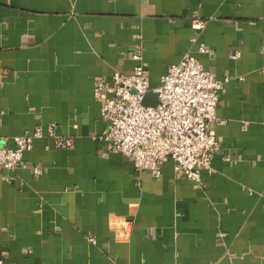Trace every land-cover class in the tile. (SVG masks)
<instances>
[{"label":"crops","instance_id":"obj_1","mask_svg":"<svg viewBox=\"0 0 264 264\" xmlns=\"http://www.w3.org/2000/svg\"><path fill=\"white\" fill-rule=\"evenodd\" d=\"M136 45L146 105L187 51L229 78L199 182L172 160L137 173L100 139L94 80L131 73ZM38 127L0 171V264H264V0H0V146Z\"/></svg>","mask_w":264,"mask_h":264},{"label":"built area","instance_id":"obj_2","mask_svg":"<svg viewBox=\"0 0 264 264\" xmlns=\"http://www.w3.org/2000/svg\"><path fill=\"white\" fill-rule=\"evenodd\" d=\"M204 21H194L191 27L204 28ZM196 39L193 38L192 42ZM198 52H210L200 44ZM239 51L231 54L238 59ZM134 62L132 72L115 71L109 79L96 77L94 97L100 103L103 120L107 123L100 137L110 149L132 159L137 173L149 171L154 177L161 174L164 162L172 160L175 172L188 180L199 182L200 171L211 169L213 156L219 145L215 133L209 129L217 122L216 111L223 84L229 80H216L190 51L179 62L168 65L161 83L153 91L155 105L144 104L149 91V81L143 66L142 46L136 45L131 53ZM54 134V127L49 129ZM42 136L38 127L33 133L13 137L14 146H0V171H14L24 166L23 155L32 147L34 138ZM55 146L61 149L73 147L68 137L55 138ZM41 174L40 168L33 169ZM128 223L122 226L127 228ZM92 243L95 239L90 238Z\"/></svg>","mask_w":264,"mask_h":264},{"label":"rangeland","instance_id":"obj_3","mask_svg":"<svg viewBox=\"0 0 264 264\" xmlns=\"http://www.w3.org/2000/svg\"><path fill=\"white\" fill-rule=\"evenodd\" d=\"M146 103V100L144 101V104Z\"/></svg>","mask_w":264,"mask_h":264}]
</instances>
